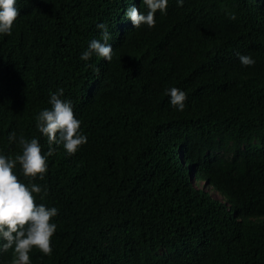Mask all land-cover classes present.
<instances>
[{"label": "trees", "instance_id": "trees-1", "mask_svg": "<svg viewBox=\"0 0 264 264\" xmlns=\"http://www.w3.org/2000/svg\"><path fill=\"white\" fill-rule=\"evenodd\" d=\"M133 6L146 14L142 0H16L0 34V154L21 153L12 132L37 138L44 179L14 172L58 209L52 254L33 248L31 264H264V0H168L151 28ZM98 23L112 59L82 60ZM60 88L87 142L47 156L35 116Z\"/></svg>", "mask_w": 264, "mask_h": 264}, {"label": "clouds", "instance_id": "clouds-1", "mask_svg": "<svg viewBox=\"0 0 264 264\" xmlns=\"http://www.w3.org/2000/svg\"><path fill=\"white\" fill-rule=\"evenodd\" d=\"M146 6V14L136 7H129L125 16L129 18L134 28L141 25L154 27L155 14L166 13L168 0H142ZM182 6L184 0H176ZM16 0H0V34L10 35L14 21L19 16L15 7ZM230 19H236L229 14ZM101 30L102 40L92 39L88 48L81 55L82 60H88L93 54L106 61L112 59V48L115 40L110 36L109 28L104 23L96 25ZM110 39V40H109ZM243 66H252L255 61L248 55L237 54ZM99 70L97 69V72ZM64 89L60 88L50 95V108L41 110L35 116V126L39 133L47 137L49 148L47 156L55 152L53 144H62L68 155H73L78 148L87 142L85 135L79 134L80 120L76 118L71 100L61 97ZM170 104L179 111H183L186 93L176 87L166 90ZM9 142L17 141L21 153L14 158L0 154V251L12 250L11 264H31L29 253L33 248L44 255L52 254L51 238L57 225L52 218L58 215L56 207H46L43 203L37 204L39 194L43 200L47 196V189L36 183L25 184L18 179L14 172L17 164L26 179L41 180L47 171L46 155L42 154L37 138L26 139L21 135L18 139L15 132L8 136ZM210 192V191H209ZM219 194V193H218Z\"/></svg>", "mask_w": 264, "mask_h": 264}, {"label": "rangeland", "instance_id": "rangeland-1", "mask_svg": "<svg viewBox=\"0 0 264 264\" xmlns=\"http://www.w3.org/2000/svg\"><path fill=\"white\" fill-rule=\"evenodd\" d=\"M193 183L195 186L201 187V188H205L208 191H210V193L218 198H220V195L218 194V192L214 191L213 189L209 188L208 185L205 184V182L201 179H193Z\"/></svg>", "mask_w": 264, "mask_h": 264}]
</instances>
